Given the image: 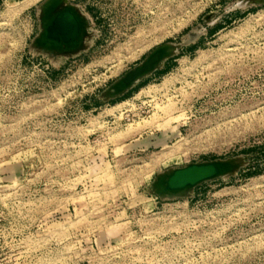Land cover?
Masks as SVG:
<instances>
[{
	"label": "rangeland",
	"instance_id": "374dc122",
	"mask_svg": "<svg viewBox=\"0 0 264 264\" xmlns=\"http://www.w3.org/2000/svg\"><path fill=\"white\" fill-rule=\"evenodd\" d=\"M47 1L0 0V264H264V4L67 0L87 25L64 55ZM205 161L231 173L159 183Z\"/></svg>",
	"mask_w": 264,
	"mask_h": 264
},
{
	"label": "bare ground",
	"instance_id": "6f19581e",
	"mask_svg": "<svg viewBox=\"0 0 264 264\" xmlns=\"http://www.w3.org/2000/svg\"><path fill=\"white\" fill-rule=\"evenodd\" d=\"M44 13V48L52 50L55 54L70 55L84 47L83 35L86 32L87 21L77 7L69 4L67 0H58L50 11L45 12L44 10ZM80 34L82 38H77ZM40 42L39 44H43ZM160 55L161 52H158L147 63L148 58L129 71L128 75L126 74L120 79L122 80L121 86L129 83L139 72L150 67ZM224 167L225 165L221 161L192 162L184 167L169 171L168 175L164 177L165 186L171 189L182 187L188 183H194L205 175L224 170ZM167 179H169L168 182Z\"/></svg>",
	"mask_w": 264,
	"mask_h": 264
},
{
	"label": "water",
	"instance_id": "95a60500",
	"mask_svg": "<svg viewBox=\"0 0 264 264\" xmlns=\"http://www.w3.org/2000/svg\"><path fill=\"white\" fill-rule=\"evenodd\" d=\"M52 1L53 0H48L47 1L46 6H48V7H46V9L50 7V10H51V7L53 6V2ZM262 4H264V0H237L235 2V6L236 7H241V8H248V7H251V6H254V5H262ZM77 38H82V35L81 34L78 35ZM43 39H44V34H42V36L39 38V41H42ZM181 46H182V44H171V43H169V44H165V45H162L161 47L157 48L155 51H153L151 53L150 56H148V60L146 61V63L148 61H150L153 58V56L155 54H157L158 52H161V55H160V57H158L156 60L153 61V64L150 67L146 68L144 71L139 72L131 81H129V83H125V85H123V86H121V84H120V82L122 80H119L118 82L114 83L113 86H112L114 88V92L112 93L111 91H107L106 95H108V96H117L119 94L124 93L129 88L133 87L143 77H145V76L149 75L150 73H152L157 67H159L161 62L164 61L166 58L176 54ZM228 161L230 163L229 164V168L234 167L236 161L235 160H228ZM225 173H228V174L231 173L230 169L227 170V168L225 167L224 170L205 175V176L201 177L200 179H198L197 181H195L194 183H188L186 185H183L182 187H177V188H172V189H170L167 186H165L164 178H161L159 183L163 186V189L165 191H167V192L183 193L185 191H188V190L192 189L196 184H198V183H200V182H202V181H204L206 179L213 178V177L219 176V175H225ZM164 176H167V174L164 175ZM168 181H169V179H167V182Z\"/></svg>",
	"mask_w": 264,
	"mask_h": 264
}]
</instances>
